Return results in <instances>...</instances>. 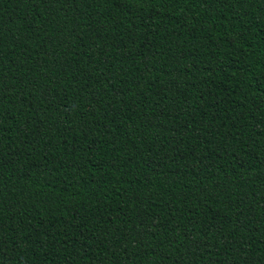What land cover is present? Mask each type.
I'll return each instance as SVG.
<instances>
[{
    "label": "trees",
    "instance_id": "trees-1",
    "mask_svg": "<svg viewBox=\"0 0 264 264\" xmlns=\"http://www.w3.org/2000/svg\"><path fill=\"white\" fill-rule=\"evenodd\" d=\"M0 264H264V0H0Z\"/></svg>",
    "mask_w": 264,
    "mask_h": 264
}]
</instances>
